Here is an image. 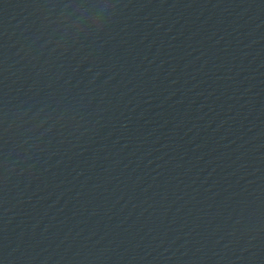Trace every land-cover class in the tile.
I'll return each mask as SVG.
<instances>
[{"label": "water", "instance_id": "obj_1", "mask_svg": "<svg viewBox=\"0 0 264 264\" xmlns=\"http://www.w3.org/2000/svg\"><path fill=\"white\" fill-rule=\"evenodd\" d=\"M0 264H264V0H0Z\"/></svg>", "mask_w": 264, "mask_h": 264}]
</instances>
